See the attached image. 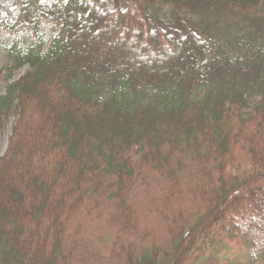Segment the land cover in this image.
I'll use <instances>...</instances> for the list:
<instances>
[{
    "label": "trees",
    "instance_id": "trees-1",
    "mask_svg": "<svg viewBox=\"0 0 264 264\" xmlns=\"http://www.w3.org/2000/svg\"><path fill=\"white\" fill-rule=\"evenodd\" d=\"M14 3L0 264H264V0Z\"/></svg>",
    "mask_w": 264,
    "mask_h": 264
},
{
    "label": "rangeland",
    "instance_id": "rangeland-1",
    "mask_svg": "<svg viewBox=\"0 0 264 264\" xmlns=\"http://www.w3.org/2000/svg\"><path fill=\"white\" fill-rule=\"evenodd\" d=\"M43 2H51L52 0H41ZM18 9L16 4L14 3V0H0V18L1 17H7L12 18L16 15ZM42 32L47 37L50 35L49 26L43 25L42 26ZM17 39L20 44H28L31 41V38L28 34L24 32H19L16 35H12L10 33L4 32L0 30V45L1 46H9L13 43V41ZM3 64V55L0 52V68ZM24 72V69L20 70L16 76L22 74ZM3 75V74H1ZM0 75V94L4 92V80L2 79V76ZM12 125V121L0 131V157L3 156L8 142V137L10 135V128ZM239 157L243 158L242 154L239 153Z\"/></svg>",
    "mask_w": 264,
    "mask_h": 264
}]
</instances>
